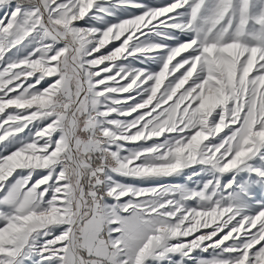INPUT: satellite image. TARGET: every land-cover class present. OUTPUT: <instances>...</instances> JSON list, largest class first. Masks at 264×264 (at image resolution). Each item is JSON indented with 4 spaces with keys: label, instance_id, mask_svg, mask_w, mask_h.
Masks as SVG:
<instances>
[{
    "label": "snow or ice",
    "instance_id": "snow-or-ice-1",
    "mask_svg": "<svg viewBox=\"0 0 264 264\" xmlns=\"http://www.w3.org/2000/svg\"><path fill=\"white\" fill-rule=\"evenodd\" d=\"M0 264H264V0H0Z\"/></svg>",
    "mask_w": 264,
    "mask_h": 264
},
{
    "label": "rangeland",
    "instance_id": "rangeland-1",
    "mask_svg": "<svg viewBox=\"0 0 264 264\" xmlns=\"http://www.w3.org/2000/svg\"><path fill=\"white\" fill-rule=\"evenodd\" d=\"M159 2L162 3V2H164V0H161V1L160 0L159 1L158 0L157 1L154 0V1L150 2V3L159 4Z\"/></svg>",
    "mask_w": 264,
    "mask_h": 264
},
{
    "label": "bare ground",
    "instance_id": "bare-ground-1",
    "mask_svg": "<svg viewBox=\"0 0 264 264\" xmlns=\"http://www.w3.org/2000/svg\"><path fill=\"white\" fill-rule=\"evenodd\" d=\"M152 1H154V0H149V2H152ZM155 1H157V0H155ZM159 1V0H158ZM161 1V0H160ZM160 3V2H159Z\"/></svg>",
    "mask_w": 264,
    "mask_h": 264
}]
</instances>
